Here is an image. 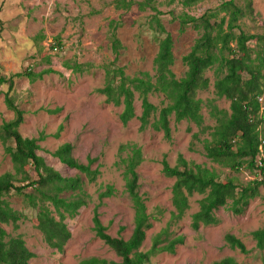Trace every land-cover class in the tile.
Listing matches in <instances>:
<instances>
[{
    "label": "rangeland",
    "instance_id": "374dc122",
    "mask_svg": "<svg viewBox=\"0 0 264 264\" xmlns=\"http://www.w3.org/2000/svg\"><path fill=\"white\" fill-rule=\"evenodd\" d=\"M112 1L0 0V72L9 75L27 67L36 72L46 68L52 70L33 83L26 78L15 80L14 93L24 111L23 123L18 128L20 134L31 138L44 133L46 138L39 142L37 154L62 176L78 175L76 170L52 155L65 142L72 144V156L79 162L84 163L87 156L96 157L97 162L92 167L99 164L101 172L93 183H87L81 174L86 182L84 189L91 200L74 217L64 220L70 238L62 252L44 242L41 232L34 227L35 213L24 204L21 196L14 191L4 196L10 207L22 217L16 229L12 224L2 227L9 236L23 238L26 247L34 254L29 264H78L90 257L120 261L114 251L95 236L91 218L93 207L98 204V192L111 185L113 194L102 199L98 208L100 220L107 228L106 233L112 237L126 240L132 232L133 210L124 191L121 169L117 166L122 144H135L141 148L144 160L137 168L139 192L145 200L147 212L157 218L152 221L153 226L146 231L139 248L144 252L149 249L152 236L165 227L172 210L170 188L173 179L161 171L163 158L173 166L180 154L188 162L214 168L223 180L234 178L238 183L246 184L254 178V171L246 167L233 172L206 158L202 142L191 137L197 131L191 123H177L171 116V137L168 140L162 132L151 127L140 131L136 117L126 125L121 124L118 118L121 106L105 104L104 97L95 91L103 85V71L99 66L114 58L107 47V23L112 19L123 22L117 31L124 47L117 64L124 67L128 75L141 71L153 74L152 60L157 45L150 32L141 28L150 11L115 10ZM223 1L226 0H201L184 7L180 0H157V7L163 12L162 23L172 36L175 61L171 68L178 78L185 71L181 57L189 51L198 33L190 27L181 29L170 11L175 15L183 11L197 17ZM251 4L252 14L241 19V27L249 33L264 34V0H251ZM67 60L84 65L83 71L75 73L64 68L63 62ZM206 75L212 84V71H207ZM6 90L7 86H0V124L12 118V112L3 103ZM198 97L204 101L211 99L218 108L229 110V101L217 98L212 85L207 91L199 92ZM149 99L157 107L162 105L160 95H152ZM140 110V101L136 99V116ZM201 113L205 124H214L208 105L203 104ZM59 125L63 126L62 130L59 137H54ZM260 130L262 135L264 122ZM206 136L203 134L200 138ZM121 155L125 156L124 153ZM11 170L10 158L0 142V174ZM32 176L36 178L34 173ZM258 190L259 196L251 199L241 214L234 215L221 207L214 211L217 224L200 226L197 230L191 228V215L198 210V200L202 196L194 194L182 219L168 229L171 237L181 236L182 242L175 246L174 253L160 252L152 256L149 264H212L225 258H231L235 264H264V249L256 247L251 235L252 231L264 227V187L260 186ZM119 227L123 229L120 231ZM226 234L238 238L247 253L231 249L224 240Z\"/></svg>",
    "mask_w": 264,
    "mask_h": 264
},
{
    "label": "trees",
    "instance_id": "16d2710c",
    "mask_svg": "<svg viewBox=\"0 0 264 264\" xmlns=\"http://www.w3.org/2000/svg\"><path fill=\"white\" fill-rule=\"evenodd\" d=\"M198 1L201 0H180V3L186 7ZM239 2L223 1L197 17L183 11L176 15L170 11L181 29L190 27L198 33L189 51L181 57L185 71L178 78L171 68L175 61L172 36L162 23L163 12L158 9L157 0L112 1L115 10L150 11L141 28L150 32L157 45L152 60L153 74L141 71L128 75L124 67L117 64L124 48L117 34L123 22L112 19L107 23V47L114 58L99 66L103 71V85L95 91L104 97L105 104L121 106L118 115L121 124L126 125L136 117L140 131L151 127L154 131L162 132L168 140L171 137V116L177 123H191L197 128L191 137L202 142L206 158L233 172L246 167L254 171V178L246 184L238 183L234 178L223 180L214 168L188 162L180 154L173 166L163 158L161 171L164 176L173 179L170 188L172 210L165 227L152 236L150 247L144 252L139 248L146 231L157 218L147 212L145 200L139 192L137 168L144 160L141 148L135 144H122L117 166L121 169L124 191L133 210L132 232L126 240L106 233L107 228L100 220L98 208L102 199L113 194L114 188L107 185L98 192V204L92 210V230L120 261L90 257L80 260L78 264H149L152 256L160 252L174 253L175 246L182 242L181 236L171 237L168 229L171 224L182 219L194 194L202 197L198 200V210L191 215L193 230L217 224L214 211L221 207L234 215L241 214L250 200L259 196V187H264V130L262 135L260 130L264 122V34L249 33L242 29L240 21L252 14V4L251 0ZM63 67L79 73L83 71L84 65L67 60L63 62ZM51 71L46 68L36 72L27 67L9 75L0 72V86H7L3 103L12 112V118L0 124V142L12 165L11 171L0 174V264H29V260L34 257L20 235L9 236L2 227L12 224L16 229L22 217L21 213L10 207L4 196L11 191L21 196L24 204L35 213L34 227L41 232L44 242L62 252L70 238L64 220L74 217L81 207L90 202V196L84 189L85 183L95 182L101 173L99 164L92 167L97 162L96 157L87 156L84 163L79 162L72 156V144L65 142L52 155L68 168L76 170L78 175L62 176L37 154L39 142L46 135L40 133L37 137L28 138L23 137L18 130L23 123L24 111L14 93L15 80L26 78L33 83ZM207 71L213 73L212 84L206 75ZM211 85L217 98L229 101V110L218 108L211 99L204 101L198 97L199 92L207 91ZM152 95L162 96L160 107L150 101ZM136 99L140 101L141 109L138 116L135 114ZM203 104L209 106L213 125L204 123L201 113ZM62 127L58 126L54 137H59ZM203 134L207 136L200 138ZM28 188L30 191H27ZM119 229L121 231L123 228ZM251 235L256 247L263 250L264 227L252 231ZM224 240L231 249L247 253L244 244L235 236L226 234ZM212 264L235 262L225 258Z\"/></svg>",
    "mask_w": 264,
    "mask_h": 264
}]
</instances>
